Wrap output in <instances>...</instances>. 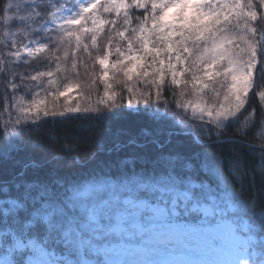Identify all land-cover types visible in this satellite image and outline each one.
Returning <instances> with one entry per match:
<instances>
[{
  "label": "snow or ice",
  "instance_id": "obj_1",
  "mask_svg": "<svg viewBox=\"0 0 264 264\" xmlns=\"http://www.w3.org/2000/svg\"><path fill=\"white\" fill-rule=\"evenodd\" d=\"M80 51L94 102L53 78ZM131 114L155 129H112ZM9 161L0 264H264V0H0Z\"/></svg>",
  "mask_w": 264,
  "mask_h": 264
},
{
  "label": "trees",
  "instance_id": "obj_2",
  "mask_svg": "<svg viewBox=\"0 0 264 264\" xmlns=\"http://www.w3.org/2000/svg\"><path fill=\"white\" fill-rule=\"evenodd\" d=\"M106 32H110V29H107ZM106 39H107V36L104 33H102L100 36V40H99L101 48L106 46ZM94 69H97V66H95ZM119 79H122V75L119 77ZM76 80H74V82H76L78 86L80 87V84ZM114 87H115V90L118 92L121 90V86L119 83H116ZM138 87L140 86L138 85ZM96 89L98 90V86L96 87ZM111 127L113 130L119 127L131 128L135 132H138L141 127H148L151 130H154L156 126L153 125L149 120H147L143 115L131 114L128 117H126L124 120L120 121L119 123L113 124ZM41 135H43L42 130L33 132L32 133L33 141L38 140ZM161 138L163 139V137ZM174 143H175V140H174ZM227 147L228 146H225V151L223 152V168L229 169L232 172V175L235 176L239 180L241 178V173L245 171V166H247L248 168H251L252 164H254V161L250 162L247 158H245L243 161L236 160L235 157L231 156L228 153ZM128 151L129 149H125L120 153V155H125L127 154ZM28 158H29V153L27 151L22 152L20 156L18 157V159L21 161V164L27 162ZM33 158H37V159L39 158V150H37ZM233 161H235V164H232ZM230 164H232L231 168H230ZM20 166L21 165L15 164L13 161H9L6 163L0 162V181L9 179L13 172L19 171ZM222 178L224 179L226 183H228L229 185L231 184V180L228 178L227 172L222 173ZM243 179H244L245 186H247L251 177L244 176ZM253 187L254 189H259L261 187V181L258 177Z\"/></svg>",
  "mask_w": 264,
  "mask_h": 264
},
{
  "label": "rangeland",
  "instance_id": "obj_3",
  "mask_svg": "<svg viewBox=\"0 0 264 264\" xmlns=\"http://www.w3.org/2000/svg\"><path fill=\"white\" fill-rule=\"evenodd\" d=\"M69 13H65V15H68ZM88 43H90V40L87 41ZM26 43V41H25ZM73 46H74V41L71 42V45L69 44H64L63 48H68L69 51L73 50ZM93 55L98 54V49H93ZM40 54H38L39 56ZM62 55V52H61ZM114 58V57H113ZM35 58H28V63L32 62ZM78 59V68L75 72H73L71 70V58H69L67 61H63L60 65L61 69H65L67 68V71H61L58 75L54 76V79H57L60 82H64L65 80L68 81H72L74 82V80L78 81V83L80 84V87L77 84V87H75L72 91V97H73V101H75L76 99H82V101H86L88 99V96H91L92 101L94 102L98 97H97V91H99L100 94H102L103 89H102V85H94L92 87L89 86L90 84V80H95L96 77H98L100 75V69L99 66H97V69H93L92 67V60L88 57L87 53H84L83 51H80L78 53L77 56ZM85 63L87 64L88 67V71H85ZM40 70H45L43 68H41ZM53 71H55V65H53L52 69ZM93 72L95 73V75H93ZM34 74V72H33ZM110 79L112 77V74H109ZM74 78V79H72ZM119 80V77H118ZM98 86V90L96 89V87ZM141 89H143V85H139ZM45 88H47V82H46V78H45ZM45 93L43 91H41V97H44ZM206 100L208 99L207 96L204 97ZM48 99L50 100L51 98L48 97ZM65 101L63 100V98L60 99V101H58L59 104H63ZM72 102V101H70ZM190 114V113H189Z\"/></svg>",
  "mask_w": 264,
  "mask_h": 264
}]
</instances>
